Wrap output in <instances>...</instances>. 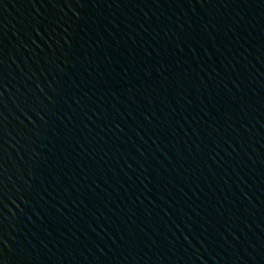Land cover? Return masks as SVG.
Returning <instances> with one entry per match:
<instances>
[{"label":"water","instance_id":"water-1","mask_svg":"<svg viewBox=\"0 0 264 264\" xmlns=\"http://www.w3.org/2000/svg\"><path fill=\"white\" fill-rule=\"evenodd\" d=\"M0 264H73L1 119Z\"/></svg>","mask_w":264,"mask_h":264}]
</instances>
